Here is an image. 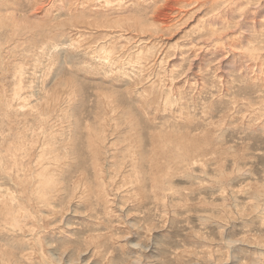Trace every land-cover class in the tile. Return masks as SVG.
Here are the masks:
<instances>
[{"label": "rangeland", "instance_id": "obj_1", "mask_svg": "<svg viewBox=\"0 0 264 264\" xmlns=\"http://www.w3.org/2000/svg\"><path fill=\"white\" fill-rule=\"evenodd\" d=\"M0 235V264H264V0H0Z\"/></svg>", "mask_w": 264, "mask_h": 264}, {"label": "bare ground", "instance_id": "obj_2", "mask_svg": "<svg viewBox=\"0 0 264 264\" xmlns=\"http://www.w3.org/2000/svg\"><path fill=\"white\" fill-rule=\"evenodd\" d=\"M5 232V231H4ZM6 235V234H5ZM1 236V235H0Z\"/></svg>", "mask_w": 264, "mask_h": 264}]
</instances>
